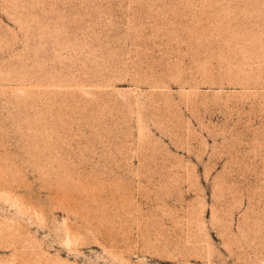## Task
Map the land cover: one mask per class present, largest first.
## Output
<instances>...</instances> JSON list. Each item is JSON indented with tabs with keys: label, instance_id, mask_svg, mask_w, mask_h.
Here are the masks:
<instances>
[{
	"label": "rangeland",
	"instance_id": "rangeland-1",
	"mask_svg": "<svg viewBox=\"0 0 264 264\" xmlns=\"http://www.w3.org/2000/svg\"><path fill=\"white\" fill-rule=\"evenodd\" d=\"M0 264H264V0H0Z\"/></svg>",
	"mask_w": 264,
	"mask_h": 264
}]
</instances>
